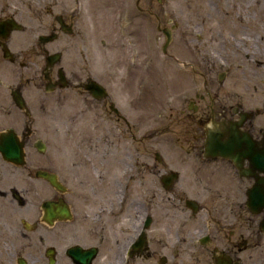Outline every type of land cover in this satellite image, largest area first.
<instances>
[{"label":"flooded vegetation","instance_id":"flooded-vegetation-1","mask_svg":"<svg viewBox=\"0 0 264 264\" xmlns=\"http://www.w3.org/2000/svg\"><path fill=\"white\" fill-rule=\"evenodd\" d=\"M133 4L111 19H157L167 47L179 22L164 112L125 43L97 47L105 0H0V137L17 145L0 149V264H264V0H179L171 26ZM51 97L66 164L33 124Z\"/></svg>","mask_w":264,"mask_h":264},{"label":"rangeland","instance_id":"rangeland-1","mask_svg":"<svg viewBox=\"0 0 264 264\" xmlns=\"http://www.w3.org/2000/svg\"><path fill=\"white\" fill-rule=\"evenodd\" d=\"M120 1H123V5L129 8L127 9L128 11L134 9L133 0H105L106 6L104 13L106 15V28L103 31H96L95 33L97 47L101 44V40H104L107 44L106 54L115 55L121 52L120 44L125 43L122 51L127 57L137 62L136 72H138L139 85H142L143 78L148 81L147 85L149 84V90L147 91L150 92V97L144 100L150 102L154 112H164V108L166 107L164 105L168 101V97L170 95H176L179 90L178 63L162 51L164 36L157 29V19H154L151 29L135 26L134 24L129 25L126 15L123 17L121 25L118 21L111 19L113 9ZM152 4L157 10L165 11L166 7L169 8L168 13H164L161 25L171 26L172 21L178 22L176 9L179 6V0H152ZM129 28H132L135 33L132 36L134 41L132 44L131 38L124 35ZM173 32L174 40L168 45L167 53L178 56L179 22L174 27ZM143 64H147V67H143ZM168 77H171L172 80L170 84H167ZM137 88L142 89L141 86ZM69 113L70 110L67 103L61 105L56 104L52 97L47 101L42 110H34L33 112V117L35 118L33 124L38 130V135L47 143L48 157L54 155L55 146L59 144L64 151V154L61 156V159L64 161L60 158L58 161H61L63 164H66V152L69 143L67 129ZM62 260L65 259L60 258V261Z\"/></svg>","mask_w":264,"mask_h":264},{"label":"water","instance_id":"water-1","mask_svg":"<svg viewBox=\"0 0 264 264\" xmlns=\"http://www.w3.org/2000/svg\"><path fill=\"white\" fill-rule=\"evenodd\" d=\"M169 38V37H168ZM167 44V43H166ZM166 44L163 46L165 49ZM17 148L16 142L14 139H7L6 136L3 134L0 139V149L5 151L6 158H15V153H13Z\"/></svg>","mask_w":264,"mask_h":264}]
</instances>
